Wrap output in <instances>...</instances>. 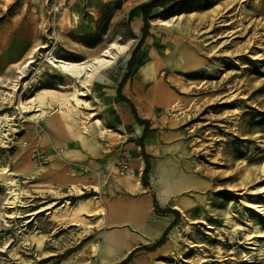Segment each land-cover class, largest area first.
I'll return each mask as SVG.
<instances>
[{
  "label": "rangeland",
  "instance_id": "obj_1",
  "mask_svg": "<svg viewBox=\"0 0 264 264\" xmlns=\"http://www.w3.org/2000/svg\"><path fill=\"white\" fill-rule=\"evenodd\" d=\"M150 1L0 0V264H121L133 251L115 262L98 219L105 185L136 163L118 143L133 130L116 89ZM150 12L120 95L147 121L145 188L179 216L127 264H264V0ZM99 56L115 65L91 80L50 63Z\"/></svg>",
  "mask_w": 264,
  "mask_h": 264
},
{
  "label": "crops",
  "instance_id": "obj_2",
  "mask_svg": "<svg viewBox=\"0 0 264 264\" xmlns=\"http://www.w3.org/2000/svg\"><path fill=\"white\" fill-rule=\"evenodd\" d=\"M133 106V105H132ZM125 115L126 121L123 125L132 128L133 134L127 135L120 133L118 143L133 160L136 161L128 176L115 178L114 181L105 185L103 192L106 199L101 205L103 210V218L99 217L104 227L109 228L105 233L106 247L113 259L121 261V259L130 252L137 249L138 244H148L158 237L162 236L169 224L173 220L171 213L159 215L153 208L154 204L160 209L166 205V199H157L151 194L148 188L140 183V173L145 163L140 158L141 144L139 139L143 134L144 127L138 125L132 111L129 107L121 108ZM146 138L142 140L143 149L146 153ZM90 199L81 201L77 206L81 216L87 212V204ZM103 200H101L102 202ZM155 202V203H154ZM172 208L174 207H169ZM138 211V212H137ZM176 211V210H175ZM135 248V249H134Z\"/></svg>",
  "mask_w": 264,
  "mask_h": 264
},
{
  "label": "trees",
  "instance_id": "obj_3",
  "mask_svg": "<svg viewBox=\"0 0 264 264\" xmlns=\"http://www.w3.org/2000/svg\"><path fill=\"white\" fill-rule=\"evenodd\" d=\"M178 0H152L150 2H148L146 5H143L140 7V12L142 14V20H143V29H142V36L139 40V42L136 44L137 46L135 47V49L133 50L129 60L127 61L128 64H127V74L123 77L122 81L120 82V84L118 85L117 89H116V95H118V98L127 103L128 106L130 107V110L132 111L133 113V116L137 122L138 125H141L144 127V132L141 136V138L139 139V143L141 144V149H142V158L144 160V163H145V167L142 171V179H141V182H142V185L144 187H147V183L145 181L146 179V175L148 174L149 170H150V164H149V157L145 154L144 152V149H143V144H142V140L145 138V135H146V132L148 130V127H147V121H143L141 119L138 118L137 114H136V111H134V108L132 106V104L129 102V100H127L126 98H124L122 95H120V92H121V89L123 87V85L125 84L126 80H127V77L129 75V73L132 71V68L134 66L137 65V61H135V55L136 53L138 52V50L141 48L142 46V43L144 41V39L147 37L148 35V17H149V14L151 13L150 11L157 8V7H163V5H166V4H170V3H175L177 2ZM154 208L157 209L155 207V204H154ZM159 210V209H157ZM160 212L162 213H171L175 216L174 220L169 224V227L166 229V231L163 233V235L160 237V239H158L157 241H155V243L153 244V246L151 247H140V248H137V250H148V251H152L153 249L161 246L163 243H164V240L167 236V234L169 233V231L171 230V228H173L178 220V212L175 211V210H159ZM137 250H134L132 251L127 258H125V260H123L121 262V264H127L129 261H130V258L132 257V255L137 252Z\"/></svg>",
  "mask_w": 264,
  "mask_h": 264
},
{
  "label": "bare ground",
  "instance_id": "obj_4",
  "mask_svg": "<svg viewBox=\"0 0 264 264\" xmlns=\"http://www.w3.org/2000/svg\"><path fill=\"white\" fill-rule=\"evenodd\" d=\"M115 48H116L118 53L122 52L125 49V47H123L121 45H117L116 43L115 44L114 43L110 44L109 49H115ZM109 54H110L109 50L106 49L101 54V57H106V55H109ZM101 57L99 56V58L93 59L92 63L88 62V61H83L81 63H73V62H69V61L65 62V61H61V60H51L50 63L52 64V66L55 69H57L58 71L62 72L65 75L70 76L71 78L80 79V78H82L84 76V78L86 80H91V78H95V77L99 76V72H98L99 70L101 71L102 69H105V68H107L109 66L115 65L114 61L116 59V56L110 57V60H105V59H103ZM46 98H47V96H46L45 92L37 93L34 96V98L32 99V102L33 103H34V101L36 102V108L37 109L35 111H37L38 107H39V108H41V110H40L41 113H44V111L42 110V107L47 104ZM19 105H20V107L22 109H25V107L23 106L22 103H19ZM166 179L167 178H165L164 181ZM67 181H68L67 179H63L61 183L62 184H66ZM260 190L264 192V187L261 188ZM160 197H161V199L164 198L161 195H160Z\"/></svg>",
  "mask_w": 264,
  "mask_h": 264
},
{
  "label": "built area",
  "instance_id": "obj_5",
  "mask_svg": "<svg viewBox=\"0 0 264 264\" xmlns=\"http://www.w3.org/2000/svg\"><path fill=\"white\" fill-rule=\"evenodd\" d=\"M118 173L120 176H123L127 170V165L124 161L120 162L118 165Z\"/></svg>",
  "mask_w": 264,
  "mask_h": 264
}]
</instances>
